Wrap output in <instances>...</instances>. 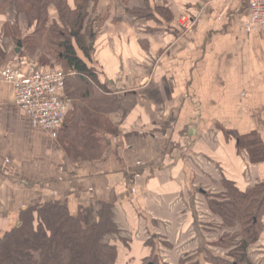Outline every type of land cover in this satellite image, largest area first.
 <instances>
[{
	"label": "crops",
	"instance_id": "crops-1",
	"mask_svg": "<svg viewBox=\"0 0 264 264\" xmlns=\"http://www.w3.org/2000/svg\"><path fill=\"white\" fill-rule=\"evenodd\" d=\"M90 17L78 56L93 76L67 78L69 110L48 132L1 80L30 30L22 21L15 35L13 11L0 13V238L28 206L60 201L93 225L109 204L116 264L178 251L206 264L220 249L193 239L210 231L207 195L223 179L242 192L264 183V26L245 27L248 0H99ZM261 237L247 249L255 264Z\"/></svg>",
	"mask_w": 264,
	"mask_h": 264
},
{
	"label": "trees",
	"instance_id": "trees-1",
	"mask_svg": "<svg viewBox=\"0 0 264 264\" xmlns=\"http://www.w3.org/2000/svg\"><path fill=\"white\" fill-rule=\"evenodd\" d=\"M98 1L72 0L70 4L69 0H0V13L13 11L15 21L10 28L13 32L22 21L31 29L21 37L24 57L35 56L39 63L45 64L50 62L48 56H51V61L61 64L63 71L73 69L75 75L88 78L93 74L78 52L89 57V42L95 37L89 24L90 11ZM51 9L56 12V20H49ZM217 188L216 193L207 195L208 210L220 218L223 225L234 227L237 224L238 229L214 242L219 247L230 248L231 260L209 252L205 262L255 264L248 258L247 249L262 231L264 183L242 192L223 179ZM206 227L210 231L217 229L214 225ZM118 233L109 204L102 205L99 219L93 225H86L81 214H70L66 204L60 201L28 206L20 212L17 224L0 238V264H116V246L105 237ZM190 257L186 255L181 259L189 261ZM140 264L164 263L154 254Z\"/></svg>",
	"mask_w": 264,
	"mask_h": 264
},
{
	"label": "built area",
	"instance_id": "built-area-1",
	"mask_svg": "<svg viewBox=\"0 0 264 264\" xmlns=\"http://www.w3.org/2000/svg\"><path fill=\"white\" fill-rule=\"evenodd\" d=\"M250 20L245 27L264 26V0H248ZM182 26L189 28L191 20L183 17ZM75 71L58 67L39 66L28 58L16 57L1 73L9 85L14 102L31 120L48 132L58 130L64 123L70 100L65 94V78Z\"/></svg>",
	"mask_w": 264,
	"mask_h": 264
},
{
	"label": "rangeland",
	"instance_id": "rangeland-1",
	"mask_svg": "<svg viewBox=\"0 0 264 264\" xmlns=\"http://www.w3.org/2000/svg\"><path fill=\"white\" fill-rule=\"evenodd\" d=\"M69 2H71V0H69ZM91 18V17H90ZM28 30H30L29 32H31V29L29 28ZM21 33H22V31H20ZM29 32H26L25 33V35L27 34V33H29ZM97 35V34H96ZM22 36H24V33H23V35ZM92 41V40H91ZM14 42V41H13ZM17 42V41H16ZM11 51H12V53H13V50H14V48L16 47V43L14 42V43H12V45H11ZM24 44H22V46L20 47V50L22 49V52L19 54L20 56H22L23 55V53H24ZM28 56V55H27ZM27 56H25V57H27ZM29 60H30V62H32L33 64H38L39 66H48V67H58V68H60V69H62L63 70V66L60 64V65H58V62H57V64L54 62V61H51V60H53L52 59V57L51 56H48V59L50 60V62H48V63H45V64H41V63H39L38 62V57H35V56H28L27 57ZM0 59H1V56H0ZM1 61V60H0ZM55 132V131H54ZM209 213H210V216H208V219L207 220H205V223L207 224H210V225H214L216 228H219V226L220 227H222V229H221V231H219V233H217L218 231H208L209 233H208V235H205V236H202L201 234L200 235H194V237H193V239L195 240V242L197 243V241H198V238H200V241H198L199 243H202V242H204L205 240V238H210V239H214L215 241H218V239H220V237L223 235V234H228V235H231V234H233V233H235L236 231H237V229H238V227H237V224H234L235 226L234 227H228V226H226V224L225 225H223V221L220 219V218H218L217 216H215V215H213L212 213H211V211L209 210ZM198 221V220H197ZM198 223H202V224H205L204 222H199L198 221ZM235 223H236V221H235ZM198 229H201V228H198ZM207 229V228H206ZM222 230H224V231H222ZM211 232H213V233H211ZM261 237V236H260ZM261 239V241L262 242H264V239H263V237H261L260 238ZM237 241V240H236ZM229 250H230V248H222V247H220V249H219V251L218 252H216L215 253V255L218 253V255L220 256V257H222V258H225V259H229V260H231V258H229V256H228V253H229ZM201 253V252H200ZM199 253V254H200ZM178 255V260H177V262L175 263V259L173 260V255ZM206 255V253H203L202 252V255ZM186 255H191V257L189 258L190 260L189 261H184V260H182L181 259V257L183 256V257H185ZM195 259H197L196 261H198L199 260V258H198V253L196 252V251H193V252H172V256H170L169 258H167L166 259V261H163L162 263H165V264H185V262L186 263H194V262H196L195 261Z\"/></svg>",
	"mask_w": 264,
	"mask_h": 264
},
{
	"label": "water",
	"instance_id": "water-1",
	"mask_svg": "<svg viewBox=\"0 0 264 264\" xmlns=\"http://www.w3.org/2000/svg\"><path fill=\"white\" fill-rule=\"evenodd\" d=\"M20 47H21V41H20V40H18V41H17V43H16V48H15V51H16V52H19V50H20Z\"/></svg>",
	"mask_w": 264,
	"mask_h": 264
}]
</instances>
